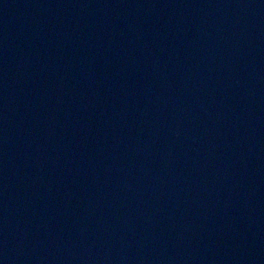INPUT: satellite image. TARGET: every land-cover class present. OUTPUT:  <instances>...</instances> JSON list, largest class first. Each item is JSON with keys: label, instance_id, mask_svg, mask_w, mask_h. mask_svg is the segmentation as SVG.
Segmentation results:
<instances>
[{"label": "water", "instance_id": "obj_1", "mask_svg": "<svg viewBox=\"0 0 264 264\" xmlns=\"http://www.w3.org/2000/svg\"><path fill=\"white\" fill-rule=\"evenodd\" d=\"M0 264H264V0H0Z\"/></svg>", "mask_w": 264, "mask_h": 264}]
</instances>
